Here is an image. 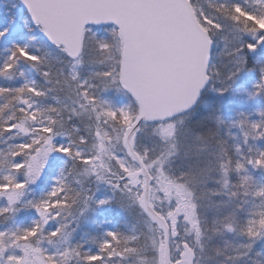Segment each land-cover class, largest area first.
Masks as SVG:
<instances>
[{"label": "snow or ice", "instance_id": "snow-or-ice-1", "mask_svg": "<svg viewBox=\"0 0 264 264\" xmlns=\"http://www.w3.org/2000/svg\"><path fill=\"white\" fill-rule=\"evenodd\" d=\"M257 173L264 0H0V264H264Z\"/></svg>", "mask_w": 264, "mask_h": 264}, {"label": "rangeland", "instance_id": "rangeland-1", "mask_svg": "<svg viewBox=\"0 0 264 264\" xmlns=\"http://www.w3.org/2000/svg\"><path fill=\"white\" fill-rule=\"evenodd\" d=\"M235 106H238V107H245V105L243 103H240V102H236ZM257 175L259 177H264V173H257ZM228 238H232V237H228Z\"/></svg>", "mask_w": 264, "mask_h": 264}, {"label": "trees", "instance_id": "trees-1", "mask_svg": "<svg viewBox=\"0 0 264 264\" xmlns=\"http://www.w3.org/2000/svg\"><path fill=\"white\" fill-rule=\"evenodd\" d=\"M229 239H232V238H229Z\"/></svg>", "mask_w": 264, "mask_h": 264}]
</instances>
